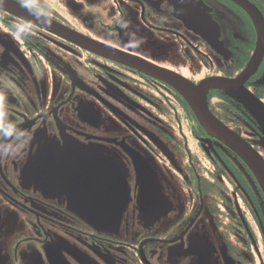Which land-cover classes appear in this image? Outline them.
Returning a JSON list of instances; mask_svg holds the SVG:
<instances>
[{
  "label": "flooded vegetation",
  "instance_id": "flooded-vegetation-1",
  "mask_svg": "<svg viewBox=\"0 0 264 264\" xmlns=\"http://www.w3.org/2000/svg\"><path fill=\"white\" fill-rule=\"evenodd\" d=\"M12 1L194 85L234 78L255 49L232 0ZM247 1L264 19V0ZM243 86L264 103V54ZM205 99L264 160L248 109L220 88ZM141 163L170 223L100 231L83 217L100 173L122 166L114 182L123 171L135 192ZM189 243L201 255H182ZM0 264H264V192L170 83L0 7Z\"/></svg>",
  "mask_w": 264,
  "mask_h": 264
},
{
  "label": "water",
  "instance_id": "water-1",
  "mask_svg": "<svg viewBox=\"0 0 264 264\" xmlns=\"http://www.w3.org/2000/svg\"><path fill=\"white\" fill-rule=\"evenodd\" d=\"M241 7L251 18L255 31V49L244 69L234 78L209 77L194 85L180 75L151 64L110 46L100 43L90 37L67 28L27 7L12 0H0V7L71 40L73 43L87 50L103 56L119 59L142 72L152 73L170 83L185 98L194 112L200 125L211 135L235 150L248 164L256 175L264 192V160L241 137L218 121L209 111L205 94L209 89L220 88L232 97L238 99L248 111L259 121L264 131V103L244 88V81L254 73L264 54V19L258 8L247 0H232Z\"/></svg>",
  "mask_w": 264,
  "mask_h": 264
},
{
  "label": "rangeland",
  "instance_id": "rangeland-1",
  "mask_svg": "<svg viewBox=\"0 0 264 264\" xmlns=\"http://www.w3.org/2000/svg\"><path fill=\"white\" fill-rule=\"evenodd\" d=\"M112 158V157H111ZM149 166V165H148ZM136 172L135 192H131L130 185L126 181V174L123 171L119 174L118 181L117 172L122 168L118 167L114 171L112 165H105L104 171L100 173L103 179L100 183L103 185L101 193L93 192L89 197H94L87 201L85 205V219H87L93 226L105 233L114 234L120 230L121 227H134L137 225L143 231L146 229H158L163 226L167 227L170 223L167 216L171 211L170 205L167 203L169 200L162 193V185L156 177L155 172L150 170L146 165L139 164ZM113 170V171H112ZM114 177L112 179V176ZM123 175V177H121ZM121 178V179H120ZM82 216V215H81ZM161 226V227H158ZM147 230V235L149 231ZM199 242H204L202 235H194ZM206 242V241H205ZM170 254L171 257L180 255ZM192 249L189 245L182 251V255H201Z\"/></svg>",
  "mask_w": 264,
  "mask_h": 264
},
{
  "label": "clouds",
  "instance_id": "clouds-1",
  "mask_svg": "<svg viewBox=\"0 0 264 264\" xmlns=\"http://www.w3.org/2000/svg\"><path fill=\"white\" fill-rule=\"evenodd\" d=\"M4 154H7L6 150H5V153Z\"/></svg>",
  "mask_w": 264,
  "mask_h": 264
}]
</instances>
